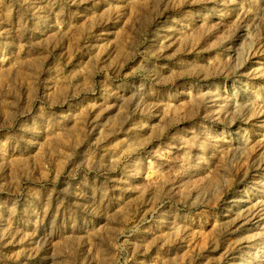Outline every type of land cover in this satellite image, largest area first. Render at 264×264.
<instances>
[{
	"label": "rangeland",
	"instance_id": "374dc122",
	"mask_svg": "<svg viewBox=\"0 0 264 264\" xmlns=\"http://www.w3.org/2000/svg\"><path fill=\"white\" fill-rule=\"evenodd\" d=\"M0 264H264V0H0Z\"/></svg>",
	"mask_w": 264,
	"mask_h": 264
}]
</instances>
